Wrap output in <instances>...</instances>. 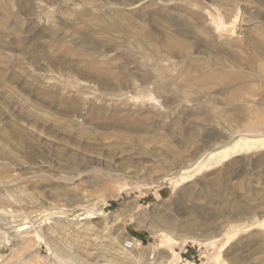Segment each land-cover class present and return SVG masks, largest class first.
<instances>
[{"label": "rangeland", "instance_id": "1", "mask_svg": "<svg viewBox=\"0 0 264 264\" xmlns=\"http://www.w3.org/2000/svg\"><path fill=\"white\" fill-rule=\"evenodd\" d=\"M260 114L264 0H0V264L27 242L48 264L35 233L59 210L93 212L98 241L125 232L159 264L263 263V145L175 187L237 133L264 137L248 130ZM186 224L219 232L214 248L166 242ZM54 242L71 256L68 235Z\"/></svg>", "mask_w": 264, "mask_h": 264}, {"label": "bare ground", "instance_id": "2", "mask_svg": "<svg viewBox=\"0 0 264 264\" xmlns=\"http://www.w3.org/2000/svg\"><path fill=\"white\" fill-rule=\"evenodd\" d=\"M235 27H236L235 23L232 22V28H231L232 31ZM249 121H250V123L248 124V126H249L248 130L259 128L260 126H262L264 124V115L260 114L258 116H254V118L252 120H249ZM256 144H261L264 146V137L262 134H258V133H254V132L253 133H244V132L237 133V138L235 139V141L231 145L226 144V145L220 146L216 150L210 152L204 160H200L199 162H197L193 171L184 172L181 175L179 181L175 182L176 183L175 187L179 183L186 182L190 176L192 177V175L194 174L193 173L194 171H198L204 167L210 166V165L215 164V163L220 162V161H226L227 159L229 160L230 156L237 154L238 151L249 150L252 146H254ZM199 210H200V208H199ZM59 212L61 214L57 216L58 217L57 222L55 223V225L53 224L54 226L49 225V226L45 227L44 232H41V233L36 232L35 233V237H36V240L38 241V244L43 243L48 249H50V252L52 253V256L48 259L42 260L43 262H46L48 264H63V262H66L67 264H146L149 257L153 258V261H152L153 264H159L160 262H162L160 259L155 257L156 255H153V253H151L152 251L147 252L146 251L147 248H144V249H142L141 252H139V246H138L137 242H136L135 246L133 248H131V250H129V251H127L125 249L124 250H113V246L115 243H119V241L123 242L128 237V235L125 232H123L122 234H115L112 232L108 236H105L106 239L103 238L105 240H99L98 241L97 238L101 237L100 233H101L102 229L105 227L103 226L104 224L102 221H95L94 223H91V220L93 218H96V216L92 215L93 212H91V211H87L84 216L78 217L77 219L67 218L65 216L66 211H62V210L60 211L59 210ZM99 214L101 215L102 212L100 211ZM107 214H109V213H106V215ZM238 214H240V212H238ZM214 215L216 216V214H214ZM234 215H236V213ZM211 217L213 218V216H211ZM211 217H209L210 218L209 220H211ZM22 223H24V222H22ZM168 223H173V222L168 221ZM209 223L211 225L214 224V222H212V221H209ZM206 224H208V223H206ZM106 225L107 224H105V226ZM259 225L261 227H264V221L263 220L259 221ZM22 227L25 228L24 226H22ZM181 228H184L188 233H187V235H185L183 237H178L176 239H172L164 231L161 233L165 236L166 242L170 243L171 246L177 245L180 243L185 244L186 242H190V243H196L198 245L206 247L207 251L209 249L214 248V243L217 240H219V235H218L219 232L217 234H214L213 236L211 235V237H209V238H204V237L199 238L196 234H193V231H192L193 229H192L191 224L190 225L189 224L183 225V226H181ZM195 229H196V227H195ZM212 231H214V230L212 229ZM58 234H66V236L68 235V237L70 238L71 242L68 245V249H71V256L69 258L63 257V254L60 251H58L56 248V244L54 241H55ZM236 234H237L236 228H234L233 232H227V237L224 240V246L229 245L232 242V239ZM92 235H94V236L92 237ZM31 239H32V237H31ZM59 239H60V237H59ZM19 248L21 251H24V253H25L24 255H22L20 257V259H19L20 263L19 264H33L34 254H32V252H31L30 244L28 242L24 243ZM255 249H256V247H255ZM65 250H66V248H65ZM68 252H69V250H68ZM235 254H237V253H235ZM223 257L224 256H222L220 252H217L214 256V263H216V264H232V262L231 263L225 262ZM93 258H101L103 263H98L99 261L97 262V260L95 262H90V260L93 261L92 260ZM172 258L177 259V257H175V253H173ZM236 259H238V257H236ZM183 264H197V263L190 261V260H187L186 262H183ZM260 264H264V262L260 263Z\"/></svg>", "mask_w": 264, "mask_h": 264}, {"label": "built area", "instance_id": "3", "mask_svg": "<svg viewBox=\"0 0 264 264\" xmlns=\"http://www.w3.org/2000/svg\"><path fill=\"white\" fill-rule=\"evenodd\" d=\"M136 244V240L134 237H128L126 240L123 241L122 248L126 250H130Z\"/></svg>", "mask_w": 264, "mask_h": 264}]
</instances>
